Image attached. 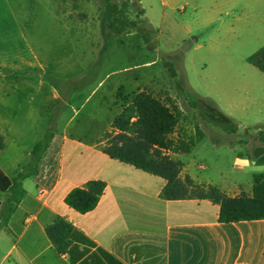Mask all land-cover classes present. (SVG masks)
Wrapping results in <instances>:
<instances>
[{
    "label": "rangeland",
    "instance_id": "1",
    "mask_svg": "<svg viewBox=\"0 0 264 264\" xmlns=\"http://www.w3.org/2000/svg\"><path fill=\"white\" fill-rule=\"evenodd\" d=\"M103 8L102 0L0 2V56L14 63L20 54L23 61L22 75L2 82L20 89L3 112L12 123L3 133L10 169L25 164L26 152L49 135L54 153L64 135L88 142L118 135L114 120L146 91L182 110L173 140L203 136L191 153L173 159L239 188V195L251 193L253 175L263 169L240 173L234 165L237 157L255 161V152L264 150V74L247 62L264 48V0L130 1V20L145 22L113 37L99 56Z\"/></svg>",
    "mask_w": 264,
    "mask_h": 264
},
{
    "label": "crops",
    "instance_id": "2",
    "mask_svg": "<svg viewBox=\"0 0 264 264\" xmlns=\"http://www.w3.org/2000/svg\"><path fill=\"white\" fill-rule=\"evenodd\" d=\"M0 2L9 5L11 0ZM18 55L14 63L9 62L11 56H0L3 137L12 125L5 121V105L20 89L2 82L22 75ZM4 143L0 170L15 178L31 162L33 148L26 152L25 164L17 162L11 170L4 155L5 137ZM102 143L64 135L57 152L48 149L43 154L38 174L22 181L24 195L12 211L13 194L0 193V264H264V220L221 223L220 206L209 200H165V180L112 159L101 151ZM253 165L258 166L237 157L234 167L243 173ZM258 167L264 173V165ZM199 168L206 170L202 164ZM183 171L197 185L217 186L230 197L241 191L199 175L188 162ZM92 180L104 181L107 187L97 207L81 214L65 198ZM59 217L74 227L64 252L46 232Z\"/></svg>",
    "mask_w": 264,
    "mask_h": 264
},
{
    "label": "trees",
    "instance_id": "3",
    "mask_svg": "<svg viewBox=\"0 0 264 264\" xmlns=\"http://www.w3.org/2000/svg\"><path fill=\"white\" fill-rule=\"evenodd\" d=\"M112 1L102 0L104 8L101 24L104 46L99 56L109 51L113 37L122 36L133 29L139 30L140 25L145 22L144 19L138 22L130 20L129 2L134 0H128L121 6ZM144 14L145 11L142 9L141 15ZM139 35L150 39V34L143 31H140ZM247 62L264 74V48L248 57ZM100 65V61L94 62L93 69H99ZM168 66L176 76L173 66L171 64ZM89 73L91 74V71ZM167 101L168 103H165L146 91L135 94L130 104L113 122V128L119 134L116 136L106 134L102 141H106L107 144L100 147L101 151L112 159L165 180L166 185L162 191V198L165 200H209L220 206L219 222L221 223L264 220V173L253 175L251 194L242 193L237 197L228 196L217 186L197 185L189 176L181 178L185 164L179 159H173L171 154L191 153L203 136L199 135L197 140H173L171 136L184 115L170 99ZM262 138L264 141V136ZM51 140L52 135L46 136L44 141L33 147L31 162L24 166L15 178L7 177L0 170V193L11 192L13 194V204L9 211L13 210L14 204L18 203L24 195L22 181L38 174L42 156L48 150ZM4 146V137L0 132V152ZM255 163L258 166L264 165L263 149L255 152ZM106 187L104 181H89L84 187L71 190L65 198V203L81 214L89 213L97 207ZM1 206L0 201V209ZM73 230L74 227L69 221L59 217L47 227L46 232L58 250L64 252L70 245Z\"/></svg>",
    "mask_w": 264,
    "mask_h": 264
},
{
    "label": "water",
    "instance_id": "4",
    "mask_svg": "<svg viewBox=\"0 0 264 264\" xmlns=\"http://www.w3.org/2000/svg\"><path fill=\"white\" fill-rule=\"evenodd\" d=\"M199 107L203 110V111H208L207 108L202 104V102H199Z\"/></svg>",
    "mask_w": 264,
    "mask_h": 264
},
{
    "label": "flooded vegetation",
    "instance_id": "5",
    "mask_svg": "<svg viewBox=\"0 0 264 264\" xmlns=\"http://www.w3.org/2000/svg\"><path fill=\"white\" fill-rule=\"evenodd\" d=\"M212 112V111H211Z\"/></svg>",
    "mask_w": 264,
    "mask_h": 264
}]
</instances>
